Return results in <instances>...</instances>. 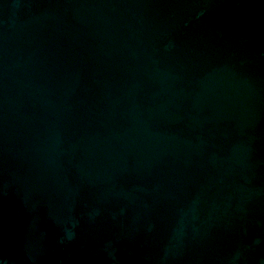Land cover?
Instances as JSON below:
<instances>
[{
	"label": "water",
	"instance_id": "obj_1",
	"mask_svg": "<svg viewBox=\"0 0 264 264\" xmlns=\"http://www.w3.org/2000/svg\"><path fill=\"white\" fill-rule=\"evenodd\" d=\"M0 264H264V0H0Z\"/></svg>",
	"mask_w": 264,
	"mask_h": 264
}]
</instances>
